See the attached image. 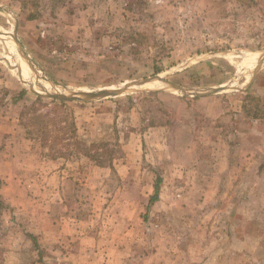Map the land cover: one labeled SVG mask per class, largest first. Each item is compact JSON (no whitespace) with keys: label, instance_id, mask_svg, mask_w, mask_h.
Returning <instances> with one entry per match:
<instances>
[{"label":"rangeland","instance_id":"374dc122","mask_svg":"<svg viewBox=\"0 0 264 264\" xmlns=\"http://www.w3.org/2000/svg\"><path fill=\"white\" fill-rule=\"evenodd\" d=\"M263 55L264 0H0V264H264ZM156 76L242 90H44Z\"/></svg>","mask_w":264,"mask_h":264},{"label":"water","instance_id":"95a60500","mask_svg":"<svg viewBox=\"0 0 264 264\" xmlns=\"http://www.w3.org/2000/svg\"><path fill=\"white\" fill-rule=\"evenodd\" d=\"M16 31H17V26H16ZM13 39L19 45L23 56L28 61H30L29 56L25 53L24 49L22 48V45L20 44L19 38L16 35H14ZM263 65H264V55L259 59L258 66H257V69L255 71V75L261 70ZM45 80H47V79L45 78ZM154 80H158L162 83L171 85L174 89H176L182 93H185V94H188V92H190V93L193 92L191 90L184 89L183 87H180L178 85H172L169 82L162 80L161 77L156 76V77L148 79V80L132 82L131 84L126 85L124 88L116 89V90H100V91H93V92L72 93L69 95H67L65 93H55V94L47 93L46 97L53 99V100H56V101H60V102H91V101L121 96L134 87H143V86L151 83ZM240 90H242V89L238 88V87L221 86L217 89H213L210 92H205V93L195 92V93H191V94L195 95V96H207V95L217 94V93H221V92L240 91ZM37 94L40 95L39 93H37Z\"/></svg>","mask_w":264,"mask_h":264},{"label":"crops","instance_id":"0c3cea01","mask_svg":"<svg viewBox=\"0 0 264 264\" xmlns=\"http://www.w3.org/2000/svg\"><path fill=\"white\" fill-rule=\"evenodd\" d=\"M255 84V83H254ZM238 124V123H237ZM254 127L253 126H251V125H247V127L245 128V141H246V143L248 142L249 144H252L253 143V139H252V134H253V131H254ZM236 130V132L237 133H241V131H239V130H237V129H235ZM263 131H264V129H263ZM236 136V135H235ZM233 159V158H232ZM253 162H254V160H253V158L252 157H249V158H246L245 159V164H246V166L249 164V165H252L253 164ZM230 164L234 167V160H232V161H230ZM236 166H237V164H236ZM242 166H243V163H242ZM248 175V173L246 174V176ZM224 177H222V180H221V182L222 181H224L225 179H223ZM220 187V186H219ZM248 187V186H247ZM218 189H216V190H214V188H210L209 186H208V188L205 190L206 192H207V194H213V192H214V194L215 195H218V193H219V191H217Z\"/></svg>","mask_w":264,"mask_h":264},{"label":"trees","instance_id":"16d2710c","mask_svg":"<svg viewBox=\"0 0 264 264\" xmlns=\"http://www.w3.org/2000/svg\"><path fill=\"white\" fill-rule=\"evenodd\" d=\"M22 94H23V92H22ZM21 94V95H22ZM160 179H158V184L156 185V187H155V190H156V193H155V195L150 199V203L152 204V203H155V202H157L158 200H159V190H160ZM2 206V203L0 202V207Z\"/></svg>","mask_w":264,"mask_h":264},{"label":"bare ground","instance_id":"6f19581e","mask_svg":"<svg viewBox=\"0 0 264 264\" xmlns=\"http://www.w3.org/2000/svg\"><path fill=\"white\" fill-rule=\"evenodd\" d=\"M150 84V83H149ZM148 85V84H147ZM146 86V85H145ZM144 87V86H143ZM141 88V87H140ZM47 93H51V91H47L46 89H44Z\"/></svg>","mask_w":264,"mask_h":264}]
</instances>
